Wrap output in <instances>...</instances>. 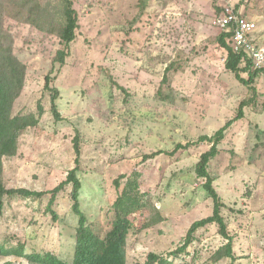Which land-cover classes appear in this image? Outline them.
<instances>
[{
    "label": "rangeland",
    "instance_id": "obj_1",
    "mask_svg": "<svg viewBox=\"0 0 264 264\" xmlns=\"http://www.w3.org/2000/svg\"><path fill=\"white\" fill-rule=\"evenodd\" d=\"M72 1L80 28L64 66L54 63L64 48L58 34L5 18L14 52L27 66L13 114L37 113L39 103L44 108L39 124L21 135L17 156L4 160L6 186L46 192L78 166L81 210L90 222L103 223L117 196L113 181L136 172L142 210L128 239L127 264H144L149 253L173 264H264V75L247 86L225 69L226 52L217 43L222 31L213 20L226 0ZM39 3L48 18L44 24L55 25L63 1ZM233 3L240 14L258 18L264 46V0ZM49 74L59 93L60 121L45 89ZM242 103L243 118L235 121ZM230 121L209 171L217 177L213 186L235 258L213 260L227 244L215 224L200 229L178 258L170 256L195 221L213 214L206 180L196 173L212 144L198 140ZM178 144L193 145L170 155ZM70 191L58 195L56 221L47 211L49 195L6 198L0 240L25 243L27 253L50 251L70 263L78 226ZM0 264L28 261L0 256Z\"/></svg>",
    "mask_w": 264,
    "mask_h": 264
},
{
    "label": "trees",
    "instance_id": "obj_2",
    "mask_svg": "<svg viewBox=\"0 0 264 264\" xmlns=\"http://www.w3.org/2000/svg\"><path fill=\"white\" fill-rule=\"evenodd\" d=\"M62 13L54 24H44L48 18L45 8L39 0H0V217L4 214L6 198H37L50 196L47 211L52 214L53 219H58L53 206L58 195L71 187L70 197L73 213L78 218V226L75 234V250L72 261L69 263L62 260L50 251H34L27 253V245L19 242L12 246L7 241L0 240V256L24 257L28 264H127V244L131 231L135 228L136 215L142 210V198L139 192L138 173L132 175H121L113 181L117 190V196L111 203V216L105 222H90L81 210V196L83 182L79 177V167L76 166L68 173L65 181L58 187L46 192H36L27 189L8 188L4 179V160L17 156L19 150V139L29 128L36 127L44 113L41 103L38 104L37 113L13 114L16 101L21 96L26 82L27 66L18 58L14 52V37L5 27V18L10 17L34 25L37 29L49 34H58L64 45L63 49L57 51L54 63L61 66L66 64V58L70 55V46L76 40L77 30L80 28L77 11L72 0H62ZM222 7H219V12ZM237 9V6H236ZM52 19V18H51ZM218 45L226 52L225 69L232 72L236 79L247 86H252L256 78L263 75L264 71L253 70L250 59L245 55L234 52L231 32H221L217 38ZM173 68H166L162 83L168 81L167 74ZM53 72V71H52ZM248 74V78L243 77ZM51 74L45 77V89L52 92L51 111L54 118L60 121L61 114L57 107L59 93L52 86ZM244 103L240 105V111L235 121L243 118ZM230 121L220 129L213 137H201L198 142H209L212 144L210 150L204 153L196 166L197 177L205 179L204 189L213 199V214L201 220L195 221L189 228L186 237L180 247L170 253V256L178 258L186 252L189 246L196 240V234L200 229L215 224L219 234L227 240V244L218 249L213 260L219 262L225 258L234 259L233 238L229 235L228 226L221 215L224 207L213 184L217 177L209 171L210 162L220 153L219 144L225 138V131L232 125ZM75 151L78 155L76 163H79L80 142L79 137L75 140ZM191 145L178 144L170 155L180 150H187ZM160 152L151 155L153 158ZM124 181L123 187L122 182ZM160 220V219H159ZM144 264H173L156 253H149Z\"/></svg>",
    "mask_w": 264,
    "mask_h": 264
},
{
    "label": "built area",
    "instance_id": "obj_3",
    "mask_svg": "<svg viewBox=\"0 0 264 264\" xmlns=\"http://www.w3.org/2000/svg\"><path fill=\"white\" fill-rule=\"evenodd\" d=\"M233 1L226 0L213 24L222 32L232 33L234 52L250 59L253 70L264 71V46L259 43V20L240 14Z\"/></svg>",
    "mask_w": 264,
    "mask_h": 264
}]
</instances>
